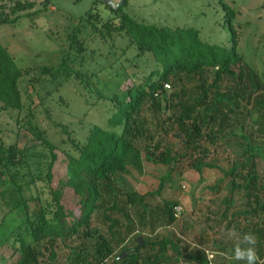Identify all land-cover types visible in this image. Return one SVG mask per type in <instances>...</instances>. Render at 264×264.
<instances>
[{
  "label": "trees",
  "instance_id": "1",
  "mask_svg": "<svg viewBox=\"0 0 264 264\" xmlns=\"http://www.w3.org/2000/svg\"><path fill=\"white\" fill-rule=\"evenodd\" d=\"M44 5L43 9L33 12L36 5L29 0H0V25L16 23L23 17L33 18L48 9L50 0ZM100 5L111 13L105 21L98 13ZM128 5L126 0L124 6L116 9L96 0L94 7L79 19V24L73 23L75 27L66 38L63 58L57 67L21 68L0 43L1 111H16L18 125L27 129L47 152L38 155L29 148L20 149L17 144L0 143V176L7 178L11 185V188H0V243L12 250L8 264H54L61 245L71 249V264H174L182 258L189 264H208L205 252L188 254L189 246L176 237L154 239L158 230L178 223L175 214L178 204L168 201L154 204L153 201L160 197L166 182L171 181L174 167L182 159L200 158L194 166L199 174L206 168L213 169L205 161L229 134L233 139L243 140L246 148L242 159L235 161L229 172H224L230 179L231 192L225 200L226 210L216 221L222 227L227 223V233L243 218L247 225L237 230L243 236L255 235L257 264H264V221H261L264 176L258 170V159L264 158V145L254 143V134L251 137L246 134L243 122L251 113L242 105L246 100L258 111L253 122L264 134L261 120L264 118V81L247 66L239 52L241 25H235L239 13L224 0L220 1L225 14L223 26L230 33L229 46H220L204 41L197 29H171L141 22L127 12ZM95 36L104 43L111 42L115 54L118 39L126 44L116 63L126 57L128 65L122 64L124 69L114 75L109 73L107 83L99 75L86 78L75 70L87 52L86 39ZM130 50L136 51L132 59L126 56ZM246 67L257 82L254 84L258 93L257 97L248 99L240 92ZM37 72L41 75L36 76ZM45 77L55 84V92H60L73 79L78 80L84 92L96 95L100 102H110L113 110L107 127H92L83 142L75 140L67 128L58 125L67 135L62 143L69 149L66 150L69 185L80 199L79 205L84 207L80 214L64 204V189L68 185L64 182L60 183L61 188L54 185L60 148L48 138L47 131L34 123L30 89L41 84ZM233 81L238 85L233 86ZM167 85L175 91L172 93ZM26 110L29 119L22 125ZM146 110L160 120L161 131L178 133L185 153L174 155L168 148L155 157L153 161L169 167V173L157 191L141 195L121 187L119 176L129 173L131 160L139 158L138 144L143 139L151 140L154 145L145 148L150 155L155 156L162 148L149 135ZM163 115L166 119L161 118ZM37 155L42 161L41 168L32 172L30 159ZM222 182L225 181L220 180L219 186ZM238 191L244 192L247 209L229 220ZM100 223L98 228L96 225ZM148 230L154 236L138 233ZM80 239L92 241L88 254L75 248ZM139 239L144 243L142 247ZM128 240L133 247L125 245ZM240 247L249 245L240 243ZM221 249L226 251L227 247ZM43 251L49 252L47 262L43 260Z\"/></svg>",
  "mask_w": 264,
  "mask_h": 264
},
{
  "label": "rangeland",
  "instance_id": "2",
  "mask_svg": "<svg viewBox=\"0 0 264 264\" xmlns=\"http://www.w3.org/2000/svg\"><path fill=\"white\" fill-rule=\"evenodd\" d=\"M29 1L36 5L33 12L43 9L46 2V0ZM113 1L119 3L121 0ZM220 1L129 0L127 12L148 25L171 29H197L207 43L229 46L230 33L228 28L223 26L225 14ZM95 2L96 0H50L48 9L39 12L33 17L34 19L23 17L16 23L1 24L0 43L9 50L16 64L21 68L57 67L62 61L68 34L79 24V19L94 7ZM224 2L233 6L239 13L235 23V25H241L242 41L239 52L245 58L247 66L264 81V0H224ZM97 9L103 21L110 17L111 13L105 6L100 5ZM116 23L118 24L119 21ZM85 44L87 52L82 64L77 65L75 70L86 78H93L96 74L99 75L101 81L107 83L109 73L114 75L117 70L124 69L122 64L123 66L128 65L129 61L126 57H121V63H116L122 54L121 48L126 46L125 42L120 39L117 40L119 48L116 54L111 42L104 43L99 36L86 39ZM135 53V50H130L126 56L132 59ZM248 67H246L247 74L240 89L246 99L258 95L254 84L257 82L253 81ZM40 75L41 73L37 72L36 76ZM232 85L236 86L238 82L233 81ZM171 91L173 93L175 90L171 89ZM30 94L33 103L32 110L35 113L34 123L41 130L47 131L48 138L60 148L57 151L59 158L54 168V185L61 188L60 183H66L68 186L64 189V204L70 209H75L78 214L83 213L84 207L79 205L80 199L69 185V159L66 154L69 149L62 143L63 139H67V135H64L62 128L58 125L67 128L75 140L83 142L92 127H107L108 119L113 113L111 103L100 102L96 95L84 92L79 81L75 79L63 86L60 92H55V84L45 77L41 84L30 89ZM248 104L246 100L242 101L243 107L251 113L243 122L245 132L250 137L254 134V143L264 145V134L256 129L257 126L253 122V116L257 117L258 111L251 103ZM22 117L24 118L23 125L29 119L27 110L24 111ZM144 117L148 121L149 135L154 138L155 144H161L162 148L155 156L150 155L145 148L154 145L151 140L143 139L138 144L139 158L131 160L129 173L119 176L121 187L128 191H137L141 195L157 191L161 181L169 173V167L153 161L155 157L161 156L160 154L168 148L174 155L185 153L184 142L178 133L161 131L160 120L151 111L146 110ZM161 118L166 119V116L163 115ZM17 120L16 111H1L0 104V143H5L7 146L17 144L20 149L29 148L31 153L35 152L38 155L44 152L47 154L39 141L27 129L20 127ZM261 120L264 122V118ZM245 148L246 143L243 140L233 139L229 134L218 147L213 148L212 154L205 161L212 164L214 168H206L202 174L194 168L200 162V158L182 159L174 167L171 181L166 182L160 197L153 201L154 204H162V201L175 202L182 208V214L175 226L158 230L154 239L176 237L182 240L184 245L189 246L188 254L194 251L212 250L218 252L219 263L245 264V261L237 260L233 256L238 241L235 238H228L225 232L227 223L222 227L216 221L226 210L225 200L229 198L231 192L230 179L225 177L224 172H229L233 163L242 159ZM30 161L32 162L31 171H39L41 158L38 156L31 158ZM258 170L264 176V158L258 159ZM26 171L29 172L28 169ZM220 180L225 181L221 183V186L218 184ZM0 188H11L7 178L0 176ZM246 202L244 192L238 191L233 198L229 220L234 219L232 215L247 209ZM261 221H264V215L261 216ZM246 225L243 218L238 219L233 225L240 240L243 239V234L237 229H242ZM96 226L101 228V223ZM138 233L148 237L151 231ZM152 236L154 235L150 237ZM130 240L133 242L135 236ZM127 243L126 246L133 247L129 245V240ZM74 246L88 254L92 248V241L80 239ZM224 247H227L226 251L221 249ZM42 249L45 248L41 247ZM11 255L12 250L7 246L3 247L0 243V264H8ZM48 258L49 252L45 251L43 260L47 262ZM71 258V249L61 245L58 250V260L54 264H71ZM174 264H189V262L182 258Z\"/></svg>",
  "mask_w": 264,
  "mask_h": 264
},
{
  "label": "clouds",
  "instance_id": "3",
  "mask_svg": "<svg viewBox=\"0 0 264 264\" xmlns=\"http://www.w3.org/2000/svg\"><path fill=\"white\" fill-rule=\"evenodd\" d=\"M228 238H235L238 243L234 248V258L237 260L246 261V264H257L259 257L256 251V237L254 234L248 233L243 236V239L240 240L239 234L236 232L235 228L228 230ZM240 243L249 245L247 248H241Z\"/></svg>",
  "mask_w": 264,
  "mask_h": 264
},
{
  "label": "built area",
  "instance_id": "4",
  "mask_svg": "<svg viewBox=\"0 0 264 264\" xmlns=\"http://www.w3.org/2000/svg\"><path fill=\"white\" fill-rule=\"evenodd\" d=\"M166 88L171 89V86L167 85ZM175 214H176V218L179 220L182 214V208L178 206L175 209ZM205 253L207 255L208 264H222L218 262V252L208 250V251H205Z\"/></svg>",
  "mask_w": 264,
  "mask_h": 264
},
{
  "label": "water",
  "instance_id": "5",
  "mask_svg": "<svg viewBox=\"0 0 264 264\" xmlns=\"http://www.w3.org/2000/svg\"><path fill=\"white\" fill-rule=\"evenodd\" d=\"M106 5H108V6H110V7H113V8H119V7H121V6H124V4H125V2H126V0H121L119 3H115L113 0H102ZM139 241V243H140V247H142L143 246V241H142V239H139L138 240Z\"/></svg>",
  "mask_w": 264,
  "mask_h": 264
}]
</instances>
